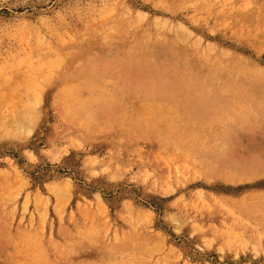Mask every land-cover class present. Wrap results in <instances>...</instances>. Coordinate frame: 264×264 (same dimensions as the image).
<instances>
[{"label":"rangeland","instance_id":"rangeland-1","mask_svg":"<svg viewBox=\"0 0 264 264\" xmlns=\"http://www.w3.org/2000/svg\"><path fill=\"white\" fill-rule=\"evenodd\" d=\"M263 110L264 0H0V264H264Z\"/></svg>","mask_w":264,"mask_h":264},{"label":"crops","instance_id":"crops-1","mask_svg":"<svg viewBox=\"0 0 264 264\" xmlns=\"http://www.w3.org/2000/svg\"><path fill=\"white\" fill-rule=\"evenodd\" d=\"M261 110H257L259 114L257 113L256 116H260ZM240 134L241 142L248 143L250 151L264 153V115L263 118L251 121L248 126H243Z\"/></svg>","mask_w":264,"mask_h":264},{"label":"bare ground","instance_id":"bare-ground-1","mask_svg":"<svg viewBox=\"0 0 264 264\" xmlns=\"http://www.w3.org/2000/svg\"><path fill=\"white\" fill-rule=\"evenodd\" d=\"M16 101H17V100H16ZM10 112H11V111H10ZM13 116H14V115H13ZM14 117H15V116H14ZM201 125H202V124H201ZM201 125H200V126H201ZM200 126H199V128H201ZM199 130H200V129H199ZM201 130H202V129H201ZM13 188H14V187H13ZM62 193H63V191H62ZM137 250H138V249H137ZM137 250H136V251H137ZM141 250H142V249H141Z\"/></svg>","mask_w":264,"mask_h":264}]
</instances>
